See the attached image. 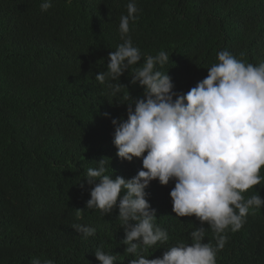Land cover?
I'll return each instance as SVG.
<instances>
[{
  "label": "trees",
  "instance_id": "16d2710c",
  "mask_svg": "<svg viewBox=\"0 0 264 264\" xmlns=\"http://www.w3.org/2000/svg\"><path fill=\"white\" fill-rule=\"evenodd\" d=\"M41 3L0 0V264H30L34 257L99 264L97 248L116 256L115 264H128L134 257L124 252L118 209L111 214L87 209L94 185L81 188L78 182L102 158L113 179L142 169V158L117 157L111 118L126 119L127 105L111 100L106 85L95 79L107 71L109 52L122 43L120 17L129 0H51L47 11ZM135 3L129 35L142 60L132 67L168 52L160 70H168L177 92L205 78L221 50L254 65L264 62V0ZM131 74L125 71L114 83L128 87L122 95L129 90L142 98L143 88L130 83ZM173 187L174 181L153 180L145 190L156 223L169 234L168 242L144 250L149 259L178 242L190 244L189 233L201 226L195 216L172 211ZM251 195L264 198V179L244 193ZM76 223L95 227L96 234L85 238L71 226ZM227 235L217 264H264V206L251 209L242 228ZM205 242L216 244L210 229Z\"/></svg>",
  "mask_w": 264,
  "mask_h": 264
},
{
  "label": "clouds",
  "instance_id": "9594fccd",
  "mask_svg": "<svg viewBox=\"0 0 264 264\" xmlns=\"http://www.w3.org/2000/svg\"><path fill=\"white\" fill-rule=\"evenodd\" d=\"M50 7L51 0H42L41 11ZM137 12L135 0H129L127 14L120 17L122 43L109 52L107 71H100L95 79L106 85L111 100L127 105L126 119L111 118L117 157L142 158V169L131 178L113 179L102 158L78 183L81 188L85 182L94 185L87 209L102 214L118 209L117 218L125 229L121 243L126 245L124 252L134 257L128 264H217L227 232L239 231L250 210L264 206L260 195L244 196L264 179L260 175L264 166V62L254 65L221 50L218 62L207 67L205 78L187 92H177L168 70H160L169 61L168 52L148 55L142 66L132 67L142 60L129 35L130 21L137 19ZM130 69V83L143 88L142 98L132 97L129 90L122 95L128 87L114 83ZM103 115L110 118V113ZM153 180L161 185L174 181L169 193L172 211L177 217L195 216L201 226L189 233L190 244L178 242L161 257L149 259L144 250L169 240L146 198L145 190ZM71 226L85 238L96 234L92 226ZM208 229L215 246L205 242ZM94 255L99 264H115L116 256L100 248ZM30 264L54 261L34 257Z\"/></svg>",
  "mask_w": 264,
  "mask_h": 264
}]
</instances>
